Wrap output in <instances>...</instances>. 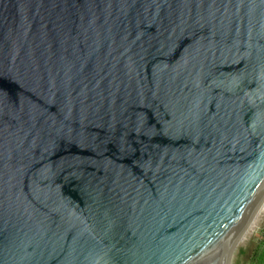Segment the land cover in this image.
<instances>
[{
    "label": "water",
    "instance_id": "obj_1",
    "mask_svg": "<svg viewBox=\"0 0 264 264\" xmlns=\"http://www.w3.org/2000/svg\"><path fill=\"white\" fill-rule=\"evenodd\" d=\"M264 212V0H0V264H245Z\"/></svg>",
    "mask_w": 264,
    "mask_h": 264
},
{
    "label": "rangeland",
    "instance_id": "obj_2",
    "mask_svg": "<svg viewBox=\"0 0 264 264\" xmlns=\"http://www.w3.org/2000/svg\"><path fill=\"white\" fill-rule=\"evenodd\" d=\"M263 232H264V212L261 215L257 226V238L251 253V256L247 260L245 264H264L263 263V254H264V246H263Z\"/></svg>",
    "mask_w": 264,
    "mask_h": 264
},
{
    "label": "trees",
    "instance_id": "obj_3",
    "mask_svg": "<svg viewBox=\"0 0 264 264\" xmlns=\"http://www.w3.org/2000/svg\"><path fill=\"white\" fill-rule=\"evenodd\" d=\"M262 244H263V246H264V242H263ZM263 255H264V254H263ZM262 260H263V263H264V256H263Z\"/></svg>",
    "mask_w": 264,
    "mask_h": 264
},
{
    "label": "built area",
    "instance_id": "obj_4",
    "mask_svg": "<svg viewBox=\"0 0 264 264\" xmlns=\"http://www.w3.org/2000/svg\"><path fill=\"white\" fill-rule=\"evenodd\" d=\"M263 239H264V232H263Z\"/></svg>",
    "mask_w": 264,
    "mask_h": 264
}]
</instances>
